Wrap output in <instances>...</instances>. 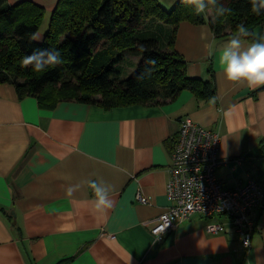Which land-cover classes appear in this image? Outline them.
Listing matches in <instances>:
<instances>
[{
	"label": "crops",
	"instance_id": "obj_1",
	"mask_svg": "<svg viewBox=\"0 0 264 264\" xmlns=\"http://www.w3.org/2000/svg\"><path fill=\"white\" fill-rule=\"evenodd\" d=\"M31 1L47 13L59 0ZM180 1L158 0L166 9ZM207 20L181 22L173 44L164 24L161 47L185 58L188 76L214 82L209 100L185 90L163 102L106 109L62 101L52 109L0 83V264H264V209L249 249L224 214L194 213L162 239L152 232L171 204L168 168L186 116L220 133L225 187L251 178L264 185V85L227 79L218 51L235 35H218ZM262 36L264 25L239 39L247 47ZM93 181L109 186L110 207L96 208ZM218 222L223 231L207 230Z\"/></svg>",
	"mask_w": 264,
	"mask_h": 264
},
{
	"label": "trees",
	"instance_id": "obj_2",
	"mask_svg": "<svg viewBox=\"0 0 264 264\" xmlns=\"http://www.w3.org/2000/svg\"><path fill=\"white\" fill-rule=\"evenodd\" d=\"M253 2L207 0L206 9L213 13L207 20L204 14H197L193 0H181L171 9L158 0H59L39 42L30 36L39 31L46 9L31 0L15 4L0 0V83L12 82L21 98L35 96L52 109L62 101L106 109L163 102L185 90L199 101L209 100L216 94L214 82L188 76L185 58L175 50L162 49L164 24L171 26L166 33L171 44L183 21L207 20L218 35L230 31L252 40L255 27L264 25V9L256 14ZM218 6L230 11L217 16ZM147 19L158 21V27L147 26ZM240 25L247 34H239ZM50 47L60 50L62 63L42 72L34 71L31 65L21 66L23 56ZM127 55L140 56L141 60L137 71L122 80Z\"/></svg>",
	"mask_w": 264,
	"mask_h": 264
},
{
	"label": "built area",
	"instance_id": "obj_3",
	"mask_svg": "<svg viewBox=\"0 0 264 264\" xmlns=\"http://www.w3.org/2000/svg\"><path fill=\"white\" fill-rule=\"evenodd\" d=\"M220 141L218 131L189 116L181 120L168 168L166 194L171 204L152 228L156 238L162 239L165 233L194 213L204 216L224 214L229 217L245 248L251 247L257 229V210L264 209V185L251 178L225 187L217 176V168L226 162L219 157ZM137 200L144 204L150 202L141 191L137 193ZM224 228L220 222L207 226L213 233Z\"/></svg>",
	"mask_w": 264,
	"mask_h": 264
},
{
	"label": "clouds",
	"instance_id": "obj_4",
	"mask_svg": "<svg viewBox=\"0 0 264 264\" xmlns=\"http://www.w3.org/2000/svg\"><path fill=\"white\" fill-rule=\"evenodd\" d=\"M197 14L203 13L208 7L207 0H193ZM264 9V0H259L257 4L253 2V12L260 14ZM230 9L224 6L216 8V15L223 16ZM244 25L239 26V34H247ZM43 36L34 32L30 40L40 41ZM62 63V55L56 48H38L30 54L22 57L21 66L31 68L36 72H42L49 66H55ZM154 64L155 61H150ZM218 65L225 73L227 79L234 82H247L250 86L264 85V36L254 40L247 47L242 46L239 36H233L227 44L218 51ZM151 71V70H149ZM91 186L96 196V208L110 207L112 201L109 197V186L102 182L93 181ZM77 186H70L71 192Z\"/></svg>",
	"mask_w": 264,
	"mask_h": 264
},
{
	"label": "rangeland",
	"instance_id": "obj_5",
	"mask_svg": "<svg viewBox=\"0 0 264 264\" xmlns=\"http://www.w3.org/2000/svg\"><path fill=\"white\" fill-rule=\"evenodd\" d=\"M50 18H51V11H48L46 13L45 20L42 22L41 27L38 31V33H40L43 36V38H44V35L47 32L48 28H49ZM157 22L158 21L152 22V20L147 19L146 24L150 28L156 29ZM43 38L39 42H41L43 40ZM127 56H129L128 59L126 58L122 64L124 67L123 73L121 75L122 80L129 78L131 75H133L137 71V66H134V64L132 63L137 58L133 55L132 56L127 55ZM130 60H132V61H130Z\"/></svg>",
	"mask_w": 264,
	"mask_h": 264
}]
</instances>
